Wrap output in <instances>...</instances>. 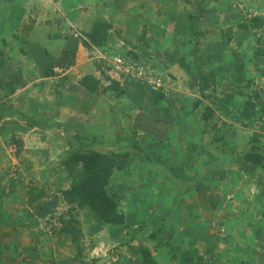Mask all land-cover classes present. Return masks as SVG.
<instances>
[{
  "label": "crops",
  "instance_id": "1",
  "mask_svg": "<svg viewBox=\"0 0 264 264\" xmlns=\"http://www.w3.org/2000/svg\"><path fill=\"white\" fill-rule=\"evenodd\" d=\"M237 1H244L245 6L244 10L235 9L234 14L242 16L240 13L253 10L250 15L260 17L264 25V0ZM198 5L201 9L203 3L0 0V264L99 263L96 258L80 259L68 235L56 233L46 238L36 229V219L53 213L44 208L51 203L44 198L48 191L41 187L68 188V176L57 165L71 153L128 154L122 168L113 171L108 180L115 185L111 190L135 188L128 196L133 206L123 212L124 223L92 227L81 222L83 239L105 240L106 249L120 253L111 254L113 264H140L138 252L127 240L134 218L140 219L142 227L159 220L160 226L146 240L149 246H144L152 257H160L158 261L154 258L158 264H193L171 258L168 251L205 249L200 244L207 234L205 228L215 208L228 203L224 199L232 196L247 206L258 197L257 204L264 205L259 193L245 198L250 195V186L257 183L255 171L260 174V170L231 152L213 155L201 140L203 127L212 118H200V107L205 104L196 85L200 82L193 84V78L212 71L214 84L221 83L215 74L228 71L229 66L216 61L209 70L206 65L213 52L198 51V46L193 50V39L197 41L198 31L204 35L202 28L208 26L199 25ZM216 7L228 10L226 4L213 2L208 12ZM214 15L207 17L215 21ZM193 16L198 19L194 25L197 38L193 36ZM98 20L110 25L107 41L101 48L85 49L80 43L83 33ZM70 32H77L79 37H71ZM144 51L154 53L156 68L173 78L171 82L163 79L168 92H176L175 99L162 95L155 101V93L150 95L131 80L106 72L105 63L99 59L103 52L142 56ZM244 56L248 58L246 53ZM262 59L260 63H264ZM87 75L99 82L93 93L78 84ZM108 79L118 84L121 94L100 91L106 87L101 80ZM197 100L200 105L196 113L193 103ZM155 142L165 144L166 149L160 147V154L152 156L158 148ZM246 176L245 184H241L240 179ZM167 184L173 187L175 209L169 208L170 204L166 207L168 197L159 190ZM39 188L42 197H38ZM29 196L32 201L26 205ZM139 201L143 208L138 207ZM143 219L150 221L144 224ZM164 238L167 246L162 248Z\"/></svg>",
  "mask_w": 264,
  "mask_h": 264
},
{
  "label": "rangeland",
  "instance_id": "2",
  "mask_svg": "<svg viewBox=\"0 0 264 264\" xmlns=\"http://www.w3.org/2000/svg\"><path fill=\"white\" fill-rule=\"evenodd\" d=\"M245 1L247 2L250 0ZM203 2L204 3L200 9L201 11L196 14L199 19V25L203 23V25L208 26L202 28V30L205 32L204 35L202 32L198 31L200 35L198 36L197 41L193 39V50H195L196 46H198V51L201 49H206L207 52H213L212 56L214 57H210L206 65L208 69L212 67L216 61L220 62L219 65L223 63L225 66H229V69L228 71H223V73L218 72L215 74L217 78H221V83L216 82V84H214V80L209 78V83L206 89H204L205 92L200 95L203 104L207 106L209 105V107L214 111V114L211 117L212 119L209 121V123H207L206 126L203 127L204 135L201 139L202 143L205 144L206 149L208 148L210 152L213 153V155L214 153L217 154L219 151L216 147L217 144H231L233 147L231 155L233 156L234 154L237 155L242 152H246V146H248L249 141L252 139L258 141V145L261 148L260 152L264 154V63L259 62L260 60H263V57L252 56V51L257 47L255 40L259 39L260 42H258V46H260V48H264V25L260 29L251 30L249 32L240 31L235 27L236 19L240 16L234 14V10H244V1L204 0ZM213 2L226 4V8L228 10H221V8L216 7L212 13L208 12V8H210ZM205 3L207 4L205 5ZM206 12H208L207 14L210 16L215 14V21L214 19L207 17ZM252 12L253 10H246V12L240 14L243 16H248ZM198 19L196 18V22ZM207 21L208 23H206ZM199 25L197 27L198 29H201ZM229 29H231V33H227V30ZM73 33L76 32H70L71 36ZM227 39L228 42L226 43ZM207 47H209V50ZM240 47L242 50L246 49L245 53L247 54L248 58L244 56L245 53L239 50ZM118 54L121 55V53ZM143 54L148 57L147 62L155 69V72L162 75L163 78H168L170 82L173 80V78L168 73L161 72L156 68L154 53L150 51H144ZM220 58L223 59L219 61ZM239 64L241 65L240 77L244 78L241 80L242 83L236 84L235 75H233L232 68ZM208 72L209 71H207L205 75L202 76V78L206 77ZM200 80V77H194L193 84H196V81L200 82ZM101 81L104 86L109 85L107 82L109 79L105 80L106 82H104V80ZM227 83L229 87L226 86ZM196 85H200V83H197ZM213 88H215V92L213 91ZM227 88L229 91L225 90ZM141 89H145L149 93L151 92L150 95L152 93H156L146 89L143 86ZM168 91L169 89L166 88V90L163 92L164 94L162 93L163 96H167V100L170 96H173V99H175L174 96L176 92L173 91L175 93H171ZM235 92H239L241 96L240 98L235 97L234 101L231 99L229 101L231 105H228L229 103L226 104L225 102H222L225 95ZM254 94L257 95V98L253 101L255 106V116L254 118L247 121H242L236 112H239L242 109L243 100H245L246 97H253ZM194 97H198L197 94H194ZM217 105L221 107V109L218 111L216 110V108H218ZM200 109H202V107H200ZM195 111L197 113L199 108H196ZM216 136L226 140H217ZM155 144L158 145V148L155 149L157 151H154L151 154L152 156H156L157 152L159 153L161 150L166 149L165 144L156 142ZM162 157L163 155H160L161 159ZM8 162H10V160L7 156V163ZM57 167H62L60 165V161L58 162ZM257 168L261 172L259 174V172L257 173L255 171V173L258 175V178H254L257 183H255L253 186H250V195H247L246 197L243 195L242 199L244 197L246 199H251L250 197L253 195V192L255 194L259 193L261 198L264 199V172L259 167ZM246 179L247 176L242 177L240 179L241 184ZM68 182L70 183L69 177ZM108 185H110V187H107ZM107 186V193L116 203L119 212L122 214L123 212H128V210L131 208V205L133 206V204L129 202L133 199L128 196L133 195L135 188H132V186H125L115 190V185L108 184V182ZM112 187L114 188L111 190L110 188ZM27 188L30 189L28 186ZM41 189H46V191H48L44 198H46L47 201L51 203L46 205L44 208L50 213L53 212L52 214L48 215L46 219H36L37 231L45 234L46 238L59 233L62 228L73 227L81 232V222L82 224L84 223L92 225V227L95 224L98 225L93 215L90 214L86 209H76L75 206H69L65 204L62 200V197L60 196L59 192L61 189L59 187L50 185L46 187L42 186ZM159 190L161 191V194L165 195V197H168V202L165 204L166 207H169L168 204H170L171 206L169 208L175 209L176 203L171 202L172 199H175V197L172 195L173 187L171 184L164 185ZM234 190L237 191L238 189L234 188ZM37 191L38 194L42 192L40 191V188ZM27 193L29 192L27 191ZM165 200H167V198H165ZM224 200L228 203L223 204L224 206H220V208H215L213 211L214 214L212 215L211 213L212 221L211 223L207 224L205 228L207 234L204 236L205 239L203 242L200 243L203 245V247L205 246V249L202 250L201 248L198 252L195 250L179 252L171 249L169 250L170 252L168 251L167 255L173 259L178 258L182 261H193V264H209V261L212 262L211 264H264V205L261 203L259 205L257 204V202L260 200L258 197H254V199L252 198L247 206L243 205L242 201L234 200V197L232 196ZM25 203L27 205L28 200L25 201ZM141 203L143 202L139 201L138 207L143 208V206H140ZM146 211L148 213L149 209ZM148 215L149 214L146 216ZM69 218L70 220H74L77 223H74V225H68L67 222ZM147 221L149 222L150 219H143L144 224ZM139 222L140 219H133V225L130 229V237L127 238V240L132 242L131 247L134 249L135 253L138 252V248H146L144 247L147 245L146 240L151 237L155 230H157L155 227L160 226L159 220H154L149 223L147 222L148 224L145 226L148 228H146L144 225L142 227ZM142 229L147 230V232L143 233L144 231L142 232ZM70 240L72 243L76 244L77 255L80 257V259L87 258V260H91L96 258V261L100 260L98 264H113L114 261L110 259L111 254L120 255V253H112L106 249V247H104L105 240L91 242V239H83L82 235L77 233H75V237L73 239L70 238ZM143 240H145V242ZM161 241L163 243L160 244V246L162 248L166 247L167 245H164V242H167V239L164 238L161 239ZM44 243L47 245L49 242L46 239ZM154 256L155 257L153 258H155L157 261L160 260L159 256Z\"/></svg>",
  "mask_w": 264,
  "mask_h": 264
},
{
  "label": "trees",
  "instance_id": "3",
  "mask_svg": "<svg viewBox=\"0 0 264 264\" xmlns=\"http://www.w3.org/2000/svg\"><path fill=\"white\" fill-rule=\"evenodd\" d=\"M203 1L204 0H200V3H204ZM197 8L198 11L196 13L198 14L201 10L199 5ZM195 22L196 18L193 17V36L197 38V33L194 31ZM262 26L263 20L256 15H250L247 18L242 15L237 18L235 22V27L238 30L245 32L260 29ZM109 29L110 25L107 22L99 20L95 21L91 25L90 30L87 33H83L84 39L80 42L82 47L85 49H89L90 47L101 48L107 41ZM228 39L226 40V43L228 42ZM258 42H260L259 39L255 40L257 47L252 51V56L264 57V48H260ZM104 51L107 52L106 50ZM130 57L136 60L140 56L131 55ZM232 71L233 75H235V83H242L241 80L244 77H240L241 65H235L232 68ZM209 78L213 80L212 73L201 78L200 85L198 86L200 94L206 89L209 83ZM108 82L109 85L101 88V92L109 90L117 95L122 93L115 81L109 80ZM78 84L89 93H93L99 88L98 80H95L92 76L88 75L80 78ZM240 96L241 94L239 92L230 93L224 96L222 102L231 105L229 101L234 97ZM256 96L257 95L254 94L251 98L246 97L242 102V109L239 112H236L242 121L254 118L255 106L253 101L257 98ZM162 97L163 96L159 91L154 94L155 101ZM198 105H200V101H194L193 109L197 108ZM217 107V111L221 109L219 105H217ZM213 112L214 111L209 106L203 105L200 112L201 120L206 121L210 119ZM216 139H219V136H216ZM217 148H219L222 155L229 154L233 149L232 145L228 143L217 144ZM246 149V152H242L235 156L239 157L241 161L259 167L264 172V154L260 152L261 148L258 145V141L251 139L248 146H246ZM127 157V153H100L87 151L84 153H73L61 159L60 165L70 179L68 188L60 190L59 192L64 203L69 206H75L76 209H86L93 215L95 221L99 225H122L124 223V216L119 212L114 200L108 195L106 186L112 172L120 170ZM42 195L43 194L40 192L38 197H42ZM27 200L29 203L32 201L30 197ZM74 223L77 222L70 220L69 218L67 224L74 225ZM59 233L66 234L71 239L75 237V233L79 235L81 234L79 230L73 227L62 228ZM138 257L140 264H158L147 248L139 249Z\"/></svg>",
  "mask_w": 264,
  "mask_h": 264
},
{
  "label": "built area",
  "instance_id": "4",
  "mask_svg": "<svg viewBox=\"0 0 264 264\" xmlns=\"http://www.w3.org/2000/svg\"><path fill=\"white\" fill-rule=\"evenodd\" d=\"M73 37H78L76 33ZM105 61L106 68L118 76L134 81L136 84L145 87L153 92L163 93L168 87L164 82L162 75L155 72V69L147 62L145 55L138 57L136 60L129 56L114 55L108 57L102 53L99 57ZM164 94V93H163Z\"/></svg>",
  "mask_w": 264,
  "mask_h": 264
},
{
  "label": "clouds",
  "instance_id": "5",
  "mask_svg": "<svg viewBox=\"0 0 264 264\" xmlns=\"http://www.w3.org/2000/svg\"><path fill=\"white\" fill-rule=\"evenodd\" d=\"M76 34H77V32H76ZM73 36V35H72ZM79 37V36H78ZM75 38V37H74ZM77 38V37H76ZM103 53H105V52H103ZM102 54V53H101ZM105 55L106 56H108V57H111V56H114V55H116V54H113V55H109V54H107V53H105ZM119 55V54H118ZM121 55H124V54H121ZM124 56H127V55H124ZM130 57V56H129ZM100 59V58H99ZM100 60H102V59H100ZM104 63H105V61L104 60H102ZM106 64V63H105ZM105 67H106V65H105ZM106 72H109L108 71V68H106ZM109 73H113V72H109ZM114 74V73H113ZM114 75H116V74H114ZM118 76V75H117ZM119 77H122V76H119ZM123 78V77H122ZM126 79V78H125ZM129 80V79H128ZM132 81V80H131ZM132 82H134V81H132ZM135 83V82H134ZM138 85V84H137ZM140 86V85H139ZM140 87H142V86H140ZM153 92V91H152ZM158 92V91H157ZM162 94V93H161ZM163 95V94H162Z\"/></svg>",
  "mask_w": 264,
  "mask_h": 264
}]
</instances>
